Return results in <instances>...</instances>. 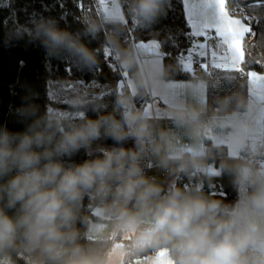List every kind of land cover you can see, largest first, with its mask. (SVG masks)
<instances>
[{
    "label": "clouds",
    "instance_id": "1",
    "mask_svg": "<svg viewBox=\"0 0 264 264\" xmlns=\"http://www.w3.org/2000/svg\"><path fill=\"white\" fill-rule=\"evenodd\" d=\"M168 3L129 0L125 6L121 0H106L88 34L94 38L104 25L127 21L151 27L166 16ZM11 31L13 39L27 38L26 43L43 49L46 61L71 60L81 71L97 65L98 53L55 18L14 21ZM109 42L119 50L123 68L137 64L139 49L120 48L115 38ZM164 75L162 64L138 65L133 90L118 88L110 107L69 89L65 107L45 105L42 111L36 103L40 93L26 90L21 103L10 109L22 127L0 124V264H14L5 255L9 251L37 253V260L55 264H100L76 243L85 199L100 209L110 231L133 233L129 251L163 249L171 264H264V165L258 162L264 155L259 144L264 102L240 99L232 111L214 112L206 120L202 105H170L168 115L194 142L188 150L168 130L154 135L150 117L136 104L150 83ZM228 102L225 98L222 107ZM213 127L225 130L218 140L231 149L217 171L230 177L232 200L175 184L165 189L146 175L141 159L149 148L162 171L206 174L208 153L200 142ZM81 153L85 158L78 162ZM89 230L98 238L102 234L95 224Z\"/></svg>",
    "mask_w": 264,
    "mask_h": 264
},
{
    "label": "trees",
    "instance_id": "2",
    "mask_svg": "<svg viewBox=\"0 0 264 264\" xmlns=\"http://www.w3.org/2000/svg\"><path fill=\"white\" fill-rule=\"evenodd\" d=\"M74 1L0 0V124L7 123L13 129L22 127L15 122L10 109L21 103V97L29 88L40 93V99L36 103L40 104L43 111L45 105L53 109L65 107L64 102L72 91L83 92L84 86L97 83L102 86V92L97 95L88 94V98L110 107L112 96L116 92V79L121 77L122 70L125 68L119 62V50L113 47L109 38L117 39L120 48L133 47L137 41L156 39L163 54L164 77L175 79L188 75L181 67V55L187 51L192 40L183 11V0H170L167 4L166 16L151 27H138L132 21H127L123 26L109 24L104 25L94 38L88 34V29L93 24L91 3L88 0H78L79 6H76ZM128 2L129 0H121L125 6ZM226 7L230 14L240 16L247 24L254 22V32L245 34L243 38L244 56L240 63V73L236 77L217 79L208 86L206 109L221 113L232 111L237 100H247L246 72L248 69L264 73V3L240 6L236 0H228ZM39 15L55 18L62 28L79 34L82 42L98 53L97 65L91 71H81L71 60L46 61L43 49L26 43L27 38L19 41L13 39L11 30L14 27V21L28 24L32 17ZM105 51L115 54L116 65L113 67H108L104 61ZM125 70L133 80L137 65L134 64ZM190 74L193 75L191 72ZM98 97H103V100H98ZM225 98H228L229 102L226 107H222L221 102ZM146 101H148V93L137 97V107H141ZM88 115L92 116L94 113L89 112ZM204 139V150L208 153L206 164L211 162L217 168L219 163L227 157L225 148L213 147L208 138ZM127 146L131 147V144ZM84 158V154L81 153L75 159L79 162ZM229 181V176L220 173L212 176L186 175L178 172L174 184L186 189L199 188L210 197L226 198L230 201L233 193ZM88 205L89 202L85 199L81 220L76 224L79 232L76 243L95 255L102 264L110 249L111 240L87 237L85 225L88 218L86 216ZM0 207L3 205L0 204ZM155 251V249L147 248L141 252L128 253L126 258L141 253L152 255ZM5 255L11 256L14 264H33L31 260L20 256L17 251H9ZM41 264H55V262L42 257Z\"/></svg>",
    "mask_w": 264,
    "mask_h": 264
},
{
    "label": "crops",
    "instance_id": "3",
    "mask_svg": "<svg viewBox=\"0 0 264 264\" xmlns=\"http://www.w3.org/2000/svg\"><path fill=\"white\" fill-rule=\"evenodd\" d=\"M183 11L186 18V21L189 26L190 34H191V43L188 47L187 51L181 55V60L185 59L187 56L189 57V62L187 66L181 65L182 70L187 73V76L175 78V79H167L163 76V78L157 77L154 81H152L148 88V101H146L140 108H142L150 117V123L155 132L164 129L170 131L176 140V143L184 148L191 150L194 146V142L192 138L188 135L185 128L178 126L174 123V121L170 118L167 112V108L175 104L177 102H182L187 106L192 107H204L203 119H208L214 112L216 111H207L206 109V99H207V89L210 83L220 78H231L236 77L237 74L240 73V63L242 58L239 59L236 63H227L223 59H218L217 57H213L211 52L219 50L216 48L217 40L215 39V32L211 31L208 33L209 36L213 37L212 39H208L205 41V38L202 36H193L192 35V27L190 26V16L187 9V6L184 4V0L182 1ZM227 9V7H226ZM199 18V7L196 9ZM208 11H212L208 9ZM232 17L233 15L229 13ZM199 43H205V48L200 49L195 47L194 45ZM133 48L139 49L141 55L137 60V69L138 65L143 64L145 62H153L156 66L162 64V50L158 40L149 39L146 41H137L133 44ZM189 49H191L189 51ZM242 49H243V40H242ZM203 51V53L201 52ZM193 61H198L202 70L206 72L208 75L207 78H200L190 74V66ZM128 76L125 69L122 70L121 77L123 78V89L125 91L133 90V84H127L125 80V76ZM129 77V76H128ZM257 78V75L252 71L246 72V80H247V99L252 97V89L250 85H248L249 78ZM131 79V78H130ZM132 83L133 80L131 79ZM116 85V84H115ZM104 88V87H103ZM117 90V89H116ZM260 101L264 102V89L261 91ZM260 125L262 132H264V114L259 117ZM213 128H209L207 130L206 138L210 141L212 145L219 143L221 146L225 148L226 156L230 153V147L224 144L222 140H218L219 136ZM204 137V138H205ZM202 139L200 145L203 149H205V139ZM259 144L261 147H264V136H261L259 140ZM226 146L228 147L226 150ZM233 157L237 154L232 153ZM264 159L261 158V162ZM141 166L143 167L146 175L149 177H155L157 182L160 183L165 189L169 186L173 185L178 172H165L162 171L158 165L157 161L151 153L150 148L146 149L144 156L141 159ZM107 221V218L100 215V209L95 207L91 214L88 216L86 220V229L85 233L87 237L91 239H106L98 236L93 231L89 230L88 225L95 224L99 230L102 231V227ZM154 257V255L152 256Z\"/></svg>",
    "mask_w": 264,
    "mask_h": 264
},
{
    "label": "snow or ice",
    "instance_id": "4",
    "mask_svg": "<svg viewBox=\"0 0 264 264\" xmlns=\"http://www.w3.org/2000/svg\"><path fill=\"white\" fill-rule=\"evenodd\" d=\"M227 2L228 0H184L190 16V26L193 29L192 35L202 36L207 41L213 38L208 33L214 31L217 40L216 48L219 52L213 51L211 55L227 63H236L244 56L242 40L245 34L251 32V28L229 15L226 9ZM198 7L199 18L196 11ZM208 9L212 11L209 12ZM194 46L204 49L205 43ZM258 86L264 89V77L258 78ZM159 264H171V262L161 260Z\"/></svg>",
    "mask_w": 264,
    "mask_h": 264
},
{
    "label": "rangeland",
    "instance_id": "5",
    "mask_svg": "<svg viewBox=\"0 0 264 264\" xmlns=\"http://www.w3.org/2000/svg\"><path fill=\"white\" fill-rule=\"evenodd\" d=\"M88 1L92 5V21L93 23H97L98 21H96V16L106 6V0H88ZM232 17L239 19L244 25L249 26L251 28V32H254V22L252 24H247L240 16L233 15ZM189 57L190 56H187L184 60L182 59L181 65L187 66L190 60ZM247 71H252L257 75V78H253V77L249 78L248 85H250L252 89V97L260 101V95L262 89L258 86V78L264 77V73L257 72L254 69H248ZM125 80L127 81V84L129 85L133 84L130 77H128L127 75L125 76ZM115 84H116L115 85L116 89L123 88V78L120 77L116 79ZM82 89L83 92H87L89 95H97L101 93L103 90L102 86L98 85L97 83H91L90 85L84 86ZM74 115H78V113H75ZM213 129L215 130L214 132H216L219 136L223 137L225 135L224 129H221L219 127H213ZM227 148L228 147L226 146V150ZM228 151L231 152V150ZM258 162L264 165V159L262 160V162L261 160H259ZM218 173L219 172L217 171V168L214 166L213 163L211 162L207 163L206 174L214 176L217 175ZM102 228L103 229L101 231L102 232L101 237L108 238L111 240L110 249L107 252L106 257L102 264H159L161 260L169 261L167 253L163 249L156 250L152 255H145L141 253L134 257L131 256L126 258V255L132 252L129 251L128 245L129 242L131 241L133 233L118 234L116 232L110 231L107 221L105 222ZM153 255L154 257H152ZM20 256L31 260L33 264H41L42 257H39V259L37 260L38 257L37 253H33L31 255L24 253V254H20Z\"/></svg>",
    "mask_w": 264,
    "mask_h": 264
},
{
    "label": "built area",
    "instance_id": "6",
    "mask_svg": "<svg viewBox=\"0 0 264 264\" xmlns=\"http://www.w3.org/2000/svg\"><path fill=\"white\" fill-rule=\"evenodd\" d=\"M74 5L76 6H79V1L78 0H75L74 1ZM104 61L106 62V64H108V67H113L115 64H116V56L114 53H111V52H106L104 54ZM190 72L194 75V76H197V77H200V78H207L208 75L206 74V72H204L199 64L198 61H193L191 63V66H190ZM261 147V146H260ZM262 151H264V147H261ZM240 155H243L242 153ZM264 155H261L258 157V161L261 160V158H263ZM95 207H91L90 205L87 206V214L86 216L88 217L92 210L94 209Z\"/></svg>",
    "mask_w": 264,
    "mask_h": 264
},
{
    "label": "water",
    "instance_id": "7",
    "mask_svg": "<svg viewBox=\"0 0 264 264\" xmlns=\"http://www.w3.org/2000/svg\"><path fill=\"white\" fill-rule=\"evenodd\" d=\"M240 6H255L264 3V0H236Z\"/></svg>",
    "mask_w": 264,
    "mask_h": 264
}]
</instances>
